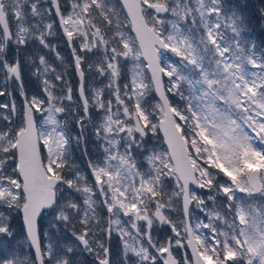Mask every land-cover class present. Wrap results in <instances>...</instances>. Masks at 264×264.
I'll return each mask as SVG.
<instances>
[{"label": "snow or ice", "instance_id": "1", "mask_svg": "<svg viewBox=\"0 0 264 264\" xmlns=\"http://www.w3.org/2000/svg\"><path fill=\"white\" fill-rule=\"evenodd\" d=\"M53 9L78 87L40 55L29 95L20 52L55 50ZM84 64L108 83L91 86ZM0 97V234L14 237L18 213L34 251L5 242L0 264H78V250L90 264H264V33L252 38L243 5L0 0Z\"/></svg>", "mask_w": 264, "mask_h": 264}, {"label": "rangeland", "instance_id": "2", "mask_svg": "<svg viewBox=\"0 0 264 264\" xmlns=\"http://www.w3.org/2000/svg\"><path fill=\"white\" fill-rule=\"evenodd\" d=\"M45 7H47V5H45ZM66 13H67V9H65V14ZM53 21H54L53 35L49 36L47 38V40H48V43H50L51 45H55L56 47H55L54 51H51V50L45 48L44 56L48 60L49 64H51V66L53 68H55L57 73H61V72L62 73H66L65 76H64V79L66 81H69L72 84V86L75 88L77 86V82H76L77 80H76L75 75H74V67H73V63L71 64V63H69V60H67L70 57V55H69L70 52L68 51V49L66 47V42H65V40L63 39V37L61 35V31H60V28H59L58 20H57L56 16L53 14L51 20L45 21V22L48 23V22H53ZM29 22L33 23L34 21L30 20ZM55 28H58V33L60 34L61 39H57L55 37ZM63 43H64V45H63ZM32 44H33V41H31V46H32ZM76 47H79V41H77ZM56 52L59 53V56L62 59H58L57 58ZM20 54H21V52H20ZM63 54L66 56V60H64L65 58H64ZM31 56H32V54H31ZM28 57L29 56H27L25 53L23 54L24 61L27 60V62H29V63H26V64L23 63V72H22V74H23V76L25 75L24 79H25L26 83L28 82V80L31 79V77L33 75V72H35V70H36V67L39 66V63L37 65H34L28 59ZM83 67H84L85 72H86V78L90 82L91 86L100 87L101 85L108 83L107 79L101 78V77H96L95 80H93V75L88 73V71H87V64H84ZM33 78H34V75H33ZM48 78H50L51 80H53V82H55L57 84L58 90H59V87L61 85H60L59 82L55 81V73H51L50 72L48 74ZM38 79H39V83H41V80L43 79V77H40ZM26 83H25V85H26ZM121 83H123V81H121ZM41 88H42V83L39 85V91H40ZM0 99H1L0 103L6 102V101L9 102V103L11 102L9 97H2V98L0 97ZM17 103L18 104L20 103L19 98H17ZM203 192H206V193H203ZM201 194L203 196H205V197L210 195V193L207 190L201 191ZM240 195H243V194H240ZM209 206H211V202H209ZM0 211H5V210L4 209H0ZM13 214L14 213H12L10 216H12V219L14 221L15 218H14ZM171 215H172V218L174 220H179L181 218L176 213H172ZM193 215L196 218H198V219H204L203 213H200L198 210L195 211L193 213ZM194 222L195 221H193V223ZM60 227H61V229H63V225H61ZM45 228H48V219H45V220H43L41 222V232L42 233H43ZM19 233L21 235H20V237H17V235ZM23 235H24L23 229L20 228V232H16V236L13 237V245L15 247V248H13V251L18 253L20 256H28L29 254L33 255L31 250L23 243V237H24ZM49 237H50V239H52L54 241L56 239H60V243L61 244H64L66 241H69V240L72 239V237L70 236V233H67V232H65L63 230L57 232L55 229H50L49 230ZM44 242L47 243L48 241L45 240ZM77 252H79V250ZM76 259L77 260L79 259L78 254L76 256ZM85 259H86L87 264H90L89 262H91L92 258L90 259V261H88L89 260V255H88V257H85Z\"/></svg>", "mask_w": 264, "mask_h": 264}, {"label": "trees", "instance_id": "3", "mask_svg": "<svg viewBox=\"0 0 264 264\" xmlns=\"http://www.w3.org/2000/svg\"><path fill=\"white\" fill-rule=\"evenodd\" d=\"M232 3L236 5H243L244 6V15L246 17V27L251 32L252 38L256 39L257 42H259V38L262 33H264V21L259 19L258 9L262 5V0H232ZM55 37L57 39H61L60 34L58 33V28H55ZM62 44V43H61ZM64 45V43H63ZM45 48L39 45L38 41H33L32 48H31V54L32 56H35V64L37 65L39 63V56L45 54ZM25 51H23L20 54L21 60L25 63L23 54ZM57 54V52H56ZM39 79L34 76L33 78V93L39 92ZM27 89V87H26ZM2 98V97H1ZM1 100V99H0ZM204 193V192H203ZM206 193V192H205ZM15 220L13 221L12 216H10V219L8 221L10 225V231L14 233V236H16V232H20V228L22 229V224L20 221V216L18 213H14ZM16 230V231H15ZM20 233L17 235V237H20ZM5 242H7V245L11 247L13 250V237H5L3 234H0V249L5 248Z\"/></svg>", "mask_w": 264, "mask_h": 264}, {"label": "flooded vegetation", "instance_id": "4", "mask_svg": "<svg viewBox=\"0 0 264 264\" xmlns=\"http://www.w3.org/2000/svg\"><path fill=\"white\" fill-rule=\"evenodd\" d=\"M66 47H67V49H68V51L70 52V57L67 59V60H69V63H73V67H74V61H73V57H72V52H71V48L70 47H68V45H67V43H66ZM31 48H32V46H31V41L29 42V44L27 45V46H25V47H22V49H21V53L23 52V51H25V54L27 55V56H31ZM13 54H14V49H13ZM63 56H64V60H66V56L63 54ZM26 63H29V62H27V60L25 61V64ZM32 67V66H31ZM73 71V70H72ZM74 75H75V71H74ZM24 77H25V75H24ZM76 78V77H75ZM77 80V79H76ZM77 82V84H78V81H76ZM26 83V82H25ZM26 87H27V91H28V93H29V95H32V94H34L33 93V91H34V89H33V75H32V77H31V79L30 80H28V82L26 83ZM77 87V86H76ZM75 87V88H76ZM37 93H38V91H37ZM61 119H63V117L61 116L60 117ZM93 118L95 119L96 118V114H95V110H93ZM74 131H78V129H74ZM92 139L93 138H89V142H88V144H87V147H88V150H89V152L90 153H94V151H95V147H94V145H93V143H92ZM161 139H162V137H161ZM76 157H77V159H76V163L81 167V168H84V167H86V158H84V157H82L81 156V153H80V151L79 150H77L76 151ZM94 158V157H93ZM153 236H154V238L155 237H159V239L160 240H166L167 238H168V236H170L171 235V229H170V227L169 226H167V225H160V224H157L155 227H154V230H153ZM112 243H113V251L115 252L116 250H117V248H116V245L118 244V237L117 236H115L114 235V237H113V241H112ZM77 254H78V257H79V259L77 260L78 261V263L79 264H87V262H86V259H85V257H88V254L85 252V253H83V254H80V252H77ZM92 257H90L89 256V260L88 261H90V259H91ZM90 263V262H89Z\"/></svg>", "mask_w": 264, "mask_h": 264}, {"label": "water", "instance_id": "5", "mask_svg": "<svg viewBox=\"0 0 264 264\" xmlns=\"http://www.w3.org/2000/svg\"><path fill=\"white\" fill-rule=\"evenodd\" d=\"M53 12H54V9H53ZM57 18V20H58V24H59V18L58 17H56ZM60 28V27H59ZM60 31H61V33H62V35H63V32H62V30L60 29ZM63 37H64V35H63ZM65 38V40H66V37H64ZM76 77H77V75H76ZM77 79H78V77H77ZM79 82V81H78ZM161 136H162V133H161ZM20 217H21V222H22V225H23V221H22V216L20 215ZM23 229H24V226H23ZM32 253H33V255H34V251H32Z\"/></svg>", "mask_w": 264, "mask_h": 264}]
</instances>
